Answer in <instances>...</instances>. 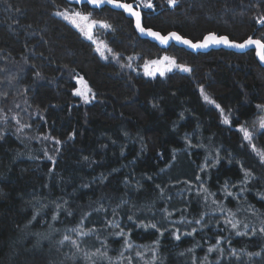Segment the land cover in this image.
<instances>
[{
	"label": "trees",
	"instance_id": "trees-1",
	"mask_svg": "<svg viewBox=\"0 0 264 264\" xmlns=\"http://www.w3.org/2000/svg\"><path fill=\"white\" fill-rule=\"evenodd\" d=\"M152 3L143 25L164 34L264 39L262 0ZM68 6L110 25L100 34L121 57L170 54L191 70L147 77L102 59L56 15ZM259 105L254 48L162 47L107 5L0 0V264H264V163L238 128ZM254 143L264 151V129ZM97 249L110 260L84 258Z\"/></svg>",
	"mask_w": 264,
	"mask_h": 264
},
{
	"label": "snow or ice",
	"instance_id": "snow-or-ice-1",
	"mask_svg": "<svg viewBox=\"0 0 264 264\" xmlns=\"http://www.w3.org/2000/svg\"><path fill=\"white\" fill-rule=\"evenodd\" d=\"M89 2L92 4L111 3V4H114L116 7L125 9L128 13H130L132 16L135 17L136 27L140 30L141 33L146 32L148 35L160 40L162 43H165V44H167L170 40H176V41L182 42L184 44L190 45L193 48H206V47H209L210 45H219V44H224V45H228L231 47H237V48H241V49L246 48V47H250V46H255V48L257 50V55L260 57L261 60H264V39H254L252 36H249L243 43H236L235 41L230 40L228 36L217 35L216 33H208L207 35H205L203 37L202 41L197 42V43H193L191 40L185 39L184 37H182L181 35H179L176 32H170L167 35H161L159 32H155L150 28L146 29L141 24V12L139 10H136V8H134L132 3H121L120 0H89ZM166 2L169 5L175 6V5H177L178 0H166ZM262 2H264V0H262ZM136 6H137V8L143 7V8H149V9H152L155 7V5L152 3V0H136ZM56 15L61 16L64 19L68 20L71 24H73L76 28H78L79 31L86 38H88L90 40L93 39L92 30L97 24H102L104 27H111L110 25H108L102 21H97V20L91 19V13L84 14V13H81L79 11L69 12L67 9H65L64 11H57ZM256 20H257V23L264 25V14L257 17ZM105 48H107L106 45H105ZM96 50L100 53V55L104 59L108 58L107 56H105L103 49H101L100 47H97ZM107 50L111 51V49H107ZM116 55L117 54H115V53L113 54L114 58L116 57ZM162 59H163V61H167L169 63L166 66H162L161 68L157 69V71H160L161 74H163L164 71H170L172 67L181 68L185 71L191 70L189 68H186L184 65L176 64L175 59L172 57L164 56ZM151 63L152 64H160L161 61H152ZM145 67L147 68V65H145ZM148 74L149 75H155V72L150 71V72H148ZM36 75L39 76L40 73L37 72ZM80 83L86 85V81H84L83 78H80ZM75 91H76V94L79 96H82L86 102L89 101L90 97H89L88 93L91 92V89H89V88H83V89L77 88ZM202 91H203V89H202ZM4 95H7V94L5 93ZM91 98H95L94 93H92ZM204 98H205V100H209L210 103H215V101L210 100V98L208 96H205ZM217 107H219V105H217ZM261 107H264V106H261ZM223 111L224 110L221 109L222 113H223ZM224 122L229 123V119L227 116L224 117ZM259 127L261 129H264V117L259 118ZM241 131L244 133V139L248 140L251 143V141L253 139V133L251 131H249V129L244 127V126H241ZM251 146H252L253 151H255L256 154L259 156L260 161L262 163H264V151L257 150L255 144H252ZM250 175H251L250 172H247V171L245 172L246 178ZM230 215L234 217L235 214L230 213ZM225 222L230 223L231 227L234 229L237 228L239 223H240L238 220H235V219L226 220ZM117 227H118V225H117ZM145 227H148V225H145ZM150 227L156 228V225L152 224V225H150ZM245 227H247V225H245ZM73 231H77V229H73ZM89 231H93V230L89 229ZM193 231H195V229ZM259 231L264 233V227L259 229ZM253 232H255L254 229H253ZM79 234L81 237L87 235V233L84 231H80ZM238 234H242V233H238ZM117 235L124 236V235H126V233L123 230H121L119 233H117ZM176 238L179 239V235H177ZM64 241H70L73 244V246L76 247L78 252H83V250L79 247V244L77 243V241L71 240L70 236L65 235L63 237V240L60 241V243L63 244ZM126 247L132 248V244L126 243ZM213 250H215V248L209 249L210 252ZM83 255H84V258L88 259V260H91L92 256H99L101 259H109L110 260V258L107 256V252L106 251L101 252L99 249H97L96 253H83ZM137 255H141V253H137ZM251 255H259V253H255V254L250 253L249 256H251ZM93 264H94V262H93Z\"/></svg>",
	"mask_w": 264,
	"mask_h": 264
},
{
	"label": "rangeland",
	"instance_id": "rangeland-1",
	"mask_svg": "<svg viewBox=\"0 0 264 264\" xmlns=\"http://www.w3.org/2000/svg\"><path fill=\"white\" fill-rule=\"evenodd\" d=\"M65 9H67L69 12H72V11H79L81 13H84V14H88V12H84L82 11L81 9L79 8H76V7H73V6H68L66 8H63L61 9L60 11H64ZM91 19L93 20H97V21H102L104 23H106L105 21L101 20V19H96L95 17L91 16ZM68 21V20H67ZM107 24V23H106ZM73 25V24H72ZM74 26V25H73ZM75 27V26H74ZM108 27H104L102 24H97L92 32H93V39H91V41L94 43L95 45V50L97 49V47H100L101 49L104 50V54L105 56H107L108 58L107 59H104L100 53L97 51V53L100 55V57L104 60H114V61H117L121 66L123 67H127V68H132L133 70L147 76V77H156V76H165L166 74H168L169 72L175 70V69H180V70H183L181 68H177V67H172L170 71H164L163 74L160 73V71H157L158 68H161L162 66H166L169 62L167 61H163V57L164 56H168V57H172L174 58L172 55L170 54H161L157 57H154V58H149V59H145L144 61H142L141 63H138L137 61V55H129V56H126L125 58L121 57L118 53H116L115 51H113V49L107 44V42L105 41V39L102 37V35L100 34V32L103 30V29H106ZM78 29V28H77ZM79 30V29H78ZM83 35V34H82ZM84 36V35H83ZM85 37V36H84ZM86 38V37H85ZM88 39V38H87ZM90 40V39H89ZM105 45L107 46V48H105ZM107 49H111V51H108ZM117 54L116 57L114 58L113 54ZM175 59V58H174ZM152 61H161L160 64H152L151 62ZM175 63L176 64H179L176 59H175ZM145 65H147V68L145 67ZM179 65H184V64H179ZM186 68H188L186 65H184ZM155 72V75H149L148 72ZM185 71V70H184ZM80 78L82 77H77V88H89V85L88 83L86 82V85L85 84H82L80 83ZM84 81H86L84 78H83ZM76 88V89H77ZM76 92V91H75ZM90 99L88 102L92 101L93 98L92 97V91L88 93ZM207 96L204 94V97ZM83 100L84 98L82 96H80ZM85 101V100H84ZM261 106H264V105H259V108H258V112L256 113V115L248 122V124L246 125H241V126H244L246 128L249 129V131H251L253 133V139L251 141V143L246 140L247 142H249L250 145L252 144H255L254 143V134L256 133V131H259V130H263L259 127V118L261 117H264V107H261ZM255 125V126H254ZM241 126H239L238 128L240 129L241 131ZM242 135H243V138H244V133L241 131Z\"/></svg>",
	"mask_w": 264,
	"mask_h": 264
},
{
	"label": "water",
	"instance_id": "water-1",
	"mask_svg": "<svg viewBox=\"0 0 264 264\" xmlns=\"http://www.w3.org/2000/svg\"><path fill=\"white\" fill-rule=\"evenodd\" d=\"M66 1L69 2L70 4H75V5L88 4L90 7H94V8H100V7H103V6H106V5H107V6L111 7V8H113V9L124 11L129 17L133 18V21H134V27H135V29H136L138 35H139L141 38L148 39V40H150V41H152V42L157 43L158 45H160V46H162V47H167V46L171 45L172 43H174V44H176V45H178V46H181V47L186 48V49L189 50V51H194V52H196V51H198V52H199V51H201V52H207V51L211 50L212 48H215V49L225 48V49H230V50H234V51H237V52H244V51H246V50H248V49H250V48H254V49H255V52H256V57H257V59H258L263 65H264V60H261L260 57L257 55V50H256L255 46H250V47H246V48L241 49V48L231 47V46L224 45V44H219V45H210L209 47H206V48H193V47H191L190 45L184 44V43L179 42V41H176V40H170L167 44H165V43H162L160 40H158V39H156V38H154V37L148 35L146 32H145V33H141L140 30L136 27V20H135V17L132 16L130 13H128L125 9H123V8H119V7H116L114 4H111V3L92 4V3L89 2V0H66ZM120 2H121V3H132L133 6H134V8H136V10H139V11L141 12V24H142L143 27H145V26L143 25V14H142V11H141L139 8H137L136 3H134V2H127V1H123V0H120ZM145 28L148 29V27H145ZM150 29H152V30L155 31V32H159L161 35H167V34L170 33V32H176V33H178L179 35H181V34H180L179 32H177V31H170V32L164 34V33L160 32V31H158V30H155V29H153V28H150ZM209 33H215V32H209ZM207 34H208V33H207ZM207 34H206V35H207ZM216 34H217V35H220V34H218V33H216ZM181 36H182V35H181ZM224 36H227V35H224ZM182 37H184V36H182ZM228 37H229V36H228ZM184 38H185V39H188V40H191L193 43L200 42V41H202V39H203V38H202V39H200V40L193 41V40L190 39V38H187V37H184ZM229 39L232 40L230 37H229ZM254 39H257V38H254ZM232 41H235V40H232ZM244 41H245V40H243V41H235V42H236V43H243Z\"/></svg>",
	"mask_w": 264,
	"mask_h": 264
}]
</instances>
